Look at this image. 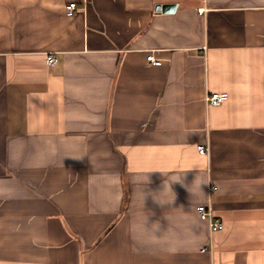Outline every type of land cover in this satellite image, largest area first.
<instances>
[{
  "label": "crops",
  "instance_id": "obj_1",
  "mask_svg": "<svg viewBox=\"0 0 264 264\" xmlns=\"http://www.w3.org/2000/svg\"><path fill=\"white\" fill-rule=\"evenodd\" d=\"M0 264H264V0H0Z\"/></svg>",
  "mask_w": 264,
  "mask_h": 264
},
{
  "label": "built area",
  "instance_id": "obj_2",
  "mask_svg": "<svg viewBox=\"0 0 264 264\" xmlns=\"http://www.w3.org/2000/svg\"><path fill=\"white\" fill-rule=\"evenodd\" d=\"M76 10H77V3L76 2H70L67 5V8H66L67 15H69V16L74 15L76 13ZM148 59L151 60L154 64H161V62L159 60L154 59L152 55H150L148 57ZM57 60L58 59H57L55 53H51L47 58V61L50 65H54L57 62ZM228 98H229V93L227 91L210 92V93H207V95H206V104L208 106L220 105L224 101H226ZM197 149H198V152L200 154H207L209 151L208 145H205V144H199L197 146ZM216 190H217V185H215L214 183H211L210 184L211 193L216 191ZM197 210L199 212L200 217L202 219L208 221L211 235L224 228V223H223L222 219L215 216V214L213 213L212 206L210 204H208V205L201 204L197 207ZM211 249H212V247L205 246L202 248V251H208Z\"/></svg>",
  "mask_w": 264,
  "mask_h": 264
},
{
  "label": "clouds",
  "instance_id": "obj_3",
  "mask_svg": "<svg viewBox=\"0 0 264 264\" xmlns=\"http://www.w3.org/2000/svg\"><path fill=\"white\" fill-rule=\"evenodd\" d=\"M207 182L208 181L206 179H204L203 177L196 175L193 184L189 187V191L192 193L193 189H202V186L206 185ZM144 183H145V185H147L149 183V177H147L145 179ZM173 183L184 184V176H173L170 178V182H169V180H165V183L163 186V191L158 192V193H151L154 202L160 204L161 206H163L165 204H171L172 202H174V200H175L174 195H173V198L171 200L163 198V197L168 196L170 193H174L173 188H172ZM144 188L142 189V195H143V199H144V203H145V198H146V195H148V194L145 193ZM147 218H148V216L145 219V225L147 222ZM159 227H160V225H159V222L157 221V222L153 223L151 229H149L147 227L146 228L149 230L155 229V231H157L159 229Z\"/></svg>",
  "mask_w": 264,
  "mask_h": 264
},
{
  "label": "water",
  "instance_id": "obj_4",
  "mask_svg": "<svg viewBox=\"0 0 264 264\" xmlns=\"http://www.w3.org/2000/svg\"><path fill=\"white\" fill-rule=\"evenodd\" d=\"M157 9H160L159 5L156 7Z\"/></svg>",
  "mask_w": 264,
  "mask_h": 264
}]
</instances>
